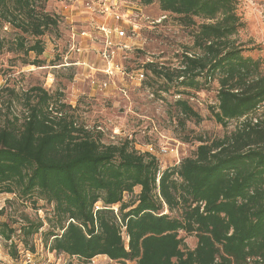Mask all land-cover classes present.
Masks as SVG:
<instances>
[{
  "label": "trees",
  "instance_id": "16d2710c",
  "mask_svg": "<svg viewBox=\"0 0 264 264\" xmlns=\"http://www.w3.org/2000/svg\"><path fill=\"white\" fill-rule=\"evenodd\" d=\"M49 1L0 0V54H43L41 38L60 25L45 10ZM238 1L139 0L196 27L179 68L151 63L146 69L177 82L181 95L216 81L211 117L224 129L234 124L221 138H199L192 156L171 167L161 169L157 157L130 140L104 144L59 92H23L20 117L8 101L0 116V194L52 206L44 220L23 216L18 229L0 223V243L13 258L19 230L23 247L32 249L39 234L51 252L82 262L104 256L119 264H264V64L244 56L234 39L243 27ZM2 30L13 31V39ZM174 107L181 128L202 121L187 100L178 98ZM135 188V199L124 202ZM186 237L196 240L193 248Z\"/></svg>",
  "mask_w": 264,
  "mask_h": 264
},
{
  "label": "rangeland",
  "instance_id": "374dc122",
  "mask_svg": "<svg viewBox=\"0 0 264 264\" xmlns=\"http://www.w3.org/2000/svg\"><path fill=\"white\" fill-rule=\"evenodd\" d=\"M112 3L113 0H107L104 5L107 8ZM100 5L99 0H50L45 4L46 12L58 15L60 25L56 32L41 38L43 54L38 57L34 53L25 55L9 51L0 54V116L7 112L8 101H12V110L20 117V95L33 87H40L49 94L59 92L65 104L76 108V115L88 130L101 132L104 144H117L127 139L140 152H149L151 148L161 169L174 160L192 156L199 145V138L211 141L232 130L233 123L224 129L210 114V108L217 104L216 81L199 91L187 90L189 95H181L183 89L177 82L167 84L146 69V65L151 63L170 69L179 68L184 48L192 47L191 36L196 27L181 26L178 17L161 12L157 4L142 6L139 0H117L118 11L140 13L141 19L130 17L135 34H131L132 25L119 24L127 33L125 44L128 49L117 51L112 60L120 71L116 70L108 77L102 73L105 67L101 59L104 45L103 35L98 31L107 24L96 23L93 19L98 17L101 22L110 20L108 27L116 24L108 14L100 12ZM68 14L73 18L77 14L80 19H70ZM236 14L243 27L234 39L246 50L244 56L259 58L264 64V0H239ZM88 16L91 19L86 21ZM194 21L197 25L202 22L200 19ZM1 34L6 40L14 37V32L9 30H2ZM140 71L145 74L141 82L136 80ZM92 79L100 84L107 83L106 88L93 86ZM7 88L14 90V94L8 93ZM178 98L187 100L202 121L187 120L181 128L174 107ZM1 122L2 117L0 125ZM161 149L173 152L164 155L160 153ZM135 196L125 195L124 202L134 200ZM1 209L4 214L0 216V223L8 222L18 229L23 216L30 220H44L51 215L52 206L41 200L32 206L12 195L0 194ZM47 230L48 225H45L43 231ZM32 239V244L44 241L39 234ZM12 241L18 243V235ZM185 243L188 248H193L196 240L186 237ZM8 246L0 243V264H12ZM54 257L50 260L56 261ZM60 260L71 264H114L104 256L82 262L61 254Z\"/></svg>",
  "mask_w": 264,
  "mask_h": 264
},
{
  "label": "built area",
  "instance_id": "2783aa9c",
  "mask_svg": "<svg viewBox=\"0 0 264 264\" xmlns=\"http://www.w3.org/2000/svg\"><path fill=\"white\" fill-rule=\"evenodd\" d=\"M105 2H107V0H99V3L100 4L102 3V5H100V12L102 14L105 13L108 14L116 24V26L113 25L111 27L101 26L98 29V31L103 35L102 42L104 45L103 50L101 51V57H102L101 59L104 61L105 67L103 68L102 73L104 72L103 74L105 76L107 75L108 77H110L114 71L116 70L120 71L118 67L113 64V60H112L115 57L117 51L121 49H128V47L125 44L126 43L125 41L127 39V33L124 27H120L119 24L132 25L131 34H135L136 30L135 28H133V24L131 22L130 17H132V19L137 20L141 15L140 13L129 14L128 11H120V10L118 11L119 7L117 5V0H113L111 7H107V8L104 5ZM143 79H144V74L141 71L138 72L136 75V80L141 82ZM91 84L100 89L106 88L107 86V83L100 84L94 79L91 80ZM169 151L173 152L172 150L161 149L160 153L165 155ZM147 153L152 154V149L150 148V151ZM97 208L98 207L96 206V209ZM19 234H20L19 230H16V235ZM13 243L14 245H16V257L9 258L12 264H65V262H62V260H60L61 254L58 255L54 252H51L47 247L44 246L41 240H38L37 242L34 241L32 249L23 247L20 241L18 243L15 242ZM54 255L56 256L54 257ZM51 257H54L56 261H51L50 260ZM114 264H119V263L114 262ZM124 264H135V262L127 261Z\"/></svg>",
  "mask_w": 264,
  "mask_h": 264
},
{
  "label": "crops",
  "instance_id": "0c3cea01",
  "mask_svg": "<svg viewBox=\"0 0 264 264\" xmlns=\"http://www.w3.org/2000/svg\"><path fill=\"white\" fill-rule=\"evenodd\" d=\"M68 15L71 16L70 19H77V20L80 19V18H79V15H77V14L75 15L74 18H73V16H72V14H68ZM68 15H67V16H68ZM80 17H81V16H80ZM88 18H89V19H88ZM82 19H83V17L81 18V20H82ZM90 19H91V17L88 16L87 19H86V21H88V20H90ZM93 20H94L96 23L107 24V26H109V25L111 24V21H110V20H107V19H104L103 22H101V20H100L98 17H95ZM90 48L93 49L92 46H90ZM178 161H179V160H174L173 163H171L172 161H170L171 164L165 166L164 169L167 168V167H171V166L177 164ZM138 193H139V188H135V190H134V194L137 195Z\"/></svg>",
  "mask_w": 264,
  "mask_h": 264
}]
</instances>
